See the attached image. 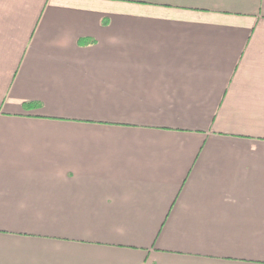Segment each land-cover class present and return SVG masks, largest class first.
<instances>
[{"label": "crops", "instance_id": "obj_1", "mask_svg": "<svg viewBox=\"0 0 264 264\" xmlns=\"http://www.w3.org/2000/svg\"><path fill=\"white\" fill-rule=\"evenodd\" d=\"M0 264H264V0H0Z\"/></svg>", "mask_w": 264, "mask_h": 264}, {"label": "trees", "instance_id": "obj_2", "mask_svg": "<svg viewBox=\"0 0 264 264\" xmlns=\"http://www.w3.org/2000/svg\"><path fill=\"white\" fill-rule=\"evenodd\" d=\"M31 105H35V104L34 103L25 104V106H31Z\"/></svg>", "mask_w": 264, "mask_h": 264}]
</instances>
